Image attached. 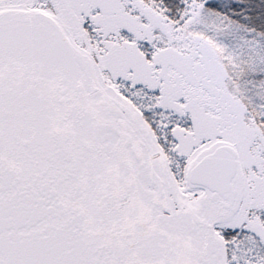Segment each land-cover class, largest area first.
<instances>
[{
    "label": "snow or ice",
    "instance_id": "obj_1",
    "mask_svg": "<svg viewBox=\"0 0 264 264\" xmlns=\"http://www.w3.org/2000/svg\"><path fill=\"white\" fill-rule=\"evenodd\" d=\"M0 264H264V0H0Z\"/></svg>",
    "mask_w": 264,
    "mask_h": 264
}]
</instances>
